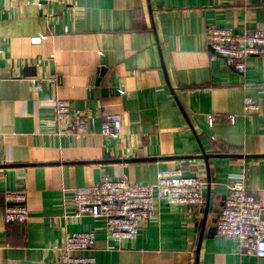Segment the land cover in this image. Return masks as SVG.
I'll use <instances>...</instances> for the list:
<instances>
[{
	"label": "crops",
	"instance_id": "0c3cea01",
	"mask_svg": "<svg viewBox=\"0 0 264 264\" xmlns=\"http://www.w3.org/2000/svg\"><path fill=\"white\" fill-rule=\"evenodd\" d=\"M210 26L264 29V0H0V264L55 262L67 232L96 233L97 264H264L217 232L234 180L264 203V57L239 73L212 57ZM246 97L259 114L245 115ZM56 99L90 112L89 135L56 134ZM113 114L123 133L104 138ZM167 169L206 183L201 206L158 202L121 242L103 220L66 218L67 190L151 185ZM6 191L27 192L25 224L3 221Z\"/></svg>",
	"mask_w": 264,
	"mask_h": 264
},
{
	"label": "built area",
	"instance_id": "2783aa9c",
	"mask_svg": "<svg viewBox=\"0 0 264 264\" xmlns=\"http://www.w3.org/2000/svg\"><path fill=\"white\" fill-rule=\"evenodd\" d=\"M206 39L212 50V57H222L226 64L239 73L246 72L247 60L264 57V29L234 33L231 30L210 26ZM42 37L31 40L41 44ZM38 92L43 91L44 80L28 79ZM55 87L58 78L48 79ZM55 115L52 121L59 137H84L90 134V112L76 109L67 100L56 99ZM247 117L260 113V106L252 97L244 100ZM210 126L217 120L215 115L207 117ZM234 123L236 117L230 116ZM123 133L122 116L108 115L101 127L104 138H119ZM206 183L197 177L184 176L179 169L161 170L154 184L132 183L127 177L119 180H104L92 187L67 190L75 212L66 218H91L105 222L106 234L114 242L136 239L142 225L154 215L158 202L173 207L197 208L204 202ZM264 191V189H263ZM26 191H6L3 207V221L25 224L29 219ZM217 232L220 236L237 241L248 255L264 259V203L250 192L243 179L234 180L228 187V195L221 208ZM96 245L95 232H67L64 245L57 261L47 264H97L89 253Z\"/></svg>",
	"mask_w": 264,
	"mask_h": 264
},
{
	"label": "water",
	"instance_id": "95a60500",
	"mask_svg": "<svg viewBox=\"0 0 264 264\" xmlns=\"http://www.w3.org/2000/svg\"><path fill=\"white\" fill-rule=\"evenodd\" d=\"M208 159V157H205V160H207Z\"/></svg>",
	"mask_w": 264,
	"mask_h": 264
}]
</instances>
